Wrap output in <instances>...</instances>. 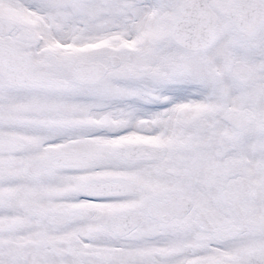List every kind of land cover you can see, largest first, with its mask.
Returning a JSON list of instances; mask_svg holds the SVG:
<instances>
[{"label":"snow or ice","instance_id":"obj_1","mask_svg":"<svg viewBox=\"0 0 264 264\" xmlns=\"http://www.w3.org/2000/svg\"><path fill=\"white\" fill-rule=\"evenodd\" d=\"M0 264H264V0H0Z\"/></svg>","mask_w":264,"mask_h":264}]
</instances>
